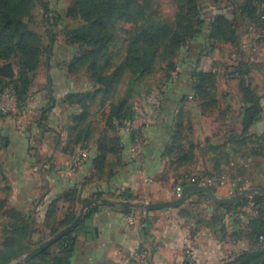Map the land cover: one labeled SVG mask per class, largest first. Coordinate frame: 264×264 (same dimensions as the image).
Segmentation results:
<instances>
[{
    "label": "crops",
    "instance_id": "obj_1",
    "mask_svg": "<svg viewBox=\"0 0 264 264\" xmlns=\"http://www.w3.org/2000/svg\"><path fill=\"white\" fill-rule=\"evenodd\" d=\"M220 1L196 40L182 47L175 73L161 86V105L146 107L149 121L139 154L130 153L125 128H107L110 107L107 102L100 104L97 96L93 101L97 108L88 102L86 109L88 158L80 168H72L67 150L72 146L73 117L79 110L68 102V90L55 94L49 76L47 88L35 83L30 88L25 130L17 131L9 119H0V170L12 180L0 203L3 211L17 210L28 218V240L43 238L42 234L58 228L66 218L76 217L84 203L96 200L99 203L86 211L73 233L75 247L69 264H133L132 255L140 247L147 251L150 264H234L242 252L251 249L252 244L239 233V226L244 228L249 222L234 216L242 211L240 207L218 206L204 194L188 195L178 208L145 214L102 203L170 201L191 177L209 179V189L222 198L229 196L226 188L217 185L221 175L242 177L253 188L263 189L264 42H255L249 26L237 20L236 42L210 41L213 47L204 51L215 16L236 21L231 6ZM235 2L241 6L245 0ZM242 33L249 40H243ZM250 46L258 47V66L251 70L247 86L259 101L260 113L244 129L247 105L240 84L224 70L247 63ZM195 70L208 73V85L199 84ZM143 219L149 225L145 232L140 227ZM50 253L57 255L58 250Z\"/></svg>",
    "mask_w": 264,
    "mask_h": 264
},
{
    "label": "rangeland",
    "instance_id": "obj_2",
    "mask_svg": "<svg viewBox=\"0 0 264 264\" xmlns=\"http://www.w3.org/2000/svg\"><path fill=\"white\" fill-rule=\"evenodd\" d=\"M24 1L25 6H20L23 12L22 22L33 36L32 39L24 40L30 42L32 48L37 49L39 56V63L29 76V92L34 83L47 88L46 76H49L56 95H63L67 90L71 93L69 95H86V90L92 93L100 89L103 92L107 90V103L116 102L122 98L128 104L141 102L148 94L161 91V86L175 73L177 68L175 62L182 49L181 47L176 51L178 46L172 44L173 38L180 40L184 28L196 23L193 17L196 11L200 12L204 21L208 19L212 9L216 8L214 0ZM98 2L110 6L108 8L115 5L117 10L114 13H108L102 8L97 11L95 7ZM100 22L101 27H95ZM87 28L90 29V34L86 33ZM158 29H161L163 34L159 35L157 44L153 48L140 41L136 46L138 49H133L132 54L128 51L136 38L139 36L142 38L150 31ZM241 35L243 40H249L247 34ZM196 38L191 42H194ZM99 46L102 48L96 56L87 55ZM2 53L0 48V54ZM135 56L138 57L139 64H127L128 58L134 60ZM81 58L82 60H79ZM4 63L12 65L15 72L13 80H15L20 67L18 58H10L6 61L0 58V64ZM145 66L152 68L148 74L143 71ZM224 73H226L225 70ZM113 79L115 80L111 83ZM45 104L49 107V100H46ZM83 105L86 109V99L73 104L72 108L81 112L84 111L80 109ZM90 105L92 109L97 108L96 102L95 104L91 102ZM81 125H86V118ZM78 130H81V127ZM79 148L82 147L78 146L76 150ZM10 181L12 182L0 170V202L6 195V187ZM262 186L264 189V184ZM250 208L251 213L247 211ZM240 209L242 211L237 214L235 212L234 216L236 215L240 222L242 220L240 218H244L245 221L247 219L249 222L248 216L254 219L259 214L264 215V198L258 202L257 200L249 201L244 206H240ZM8 221L7 215L0 213V254L4 251L8 255L11 259L9 264H15L43 241L65 228L50 230L51 232L42 234L43 238L37 237L36 241H9L7 238L11 235L6 232L5 227ZM239 228V233L254 244V240H250L251 235L256 234L253 227L247 225L244 228L239 226ZM52 231L56 233L52 234ZM46 236L47 239H45ZM260 241L258 239V244ZM59 246L56 243L49 248L57 250ZM262 263L263 260L251 262V264ZM33 264L40 263L36 261Z\"/></svg>",
    "mask_w": 264,
    "mask_h": 264
},
{
    "label": "trees",
    "instance_id": "obj_3",
    "mask_svg": "<svg viewBox=\"0 0 264 264\" xmlns=\"http://www.w3.org/2000/svg\"><path fill=\"white\" fill-rule=\"evenodd\" d=\"M220 2V0H214L215 5H217V3L219 4ZM226 2L229 4V6H231L234 15H236V21L231 23L226 15L222 14L214 17L208 28L209 34L207 36V40L209 41V46L204 47L203 49L207 53L213 47L210 41H224L228 43H234L237 41V33L235 29L237 20H242L248 26H254L257 31L264 33V0H245V3H243V5L241 6L238 5L235 0H226ZM0 3V48L3 51V53L0 54V58L5 61L10 60V58H18V65L20 66L17 78L15 80L0 78V92L4 87L12 85L15 91L18 105L24 108L26 107V101L29 93V76L36 65L39 63V56L37 49L32 48L30 42L24 40L25 38H33L32 33L27 31L26 25L22 22L23 12L20 10V6H25L24 4L26 2L24 0H0ZM108 7L110 6H105L103 3L98 2V5L95 8L97 11L102 8L108 13H114L117 10L115 8V5L111 8ZM193 17H195L196 23L192 26H186L184 28L181 39L179 40L177 38H173L172 44L178 46L176 51H178L181 47L189 45L192 39L200 35L201 29L204 27V21L201 18L200 12L196 11ZM95 27H101V22L98 24V26ZM90 29L87 28V34H90ZM160 30L161 29L150 31L146 36L142 37L143 39L139 36V38L135 39L134 44H132L130 48H128V51L132 54L133 49H138L136 46L140 41L150 48H153L157 44V38H159V35L161 33L163 34V32ZM261 41L264 42V40ZM101 48L102 46H99L96 50L88 52L87 55L94 57L100 52ZM18 53H20L21 55ZM135 57L136 58H134V60H130L128 58L127 64L138 65V57ZM79 60H82V58ZM129 61H131V63H129ZM150 61L152 62L153 60ZM257 66V63H243L238 64L236 67H234L235 74H237V76L233 77V79L239 82L241 92L243 94L244 104L247 105V108L244 111L243 118L244 129H247L250 125H252L257 120L260 113L259 101L247 86L248 76L251 73L253 67ZM144 68L145 70L143 71L145 72V74H148L152 69L150 66H145ZM227 69L228 67L225 68V72L227 71ZM207 74L208 73H204L202 71H194V76L198 79L199 84L201 85L203 83H206L207 85L209 84V82H206ZM114 80L115 79L111 80V83ZM110 86L108 87V90L110 89ZM198 88H200L199 85ZM203 93L205 96H210L211 94L209 91H204ZM107 94V90L103 92L99 89L92 93H86V95H69L67 97V100L71 105H73L79 103V101L81 102V99H86V109H88V102H93L97 96H99L100 98V104L104 105L107 102ZM107 105L110 107V113L108 114L106 122L108 129L116 131L118 129L124 128L125 124L132 119V104H128L126 100L121 98L116 102H109L107 103ZM80 109H84V111L79 112L73 117L74 127L70 129V133L72 135V146H70V149L67 150L70 156L75 152L78 146L82 148H90V142L88 140L89 130L87 129L86 125H81L83 119L86 118L87 114V112H85V105H83ZM80 127L81 130H78L80 129ZM118 139L119 138H117V140ZM259 199L261 201L263 200V198L260 196H254L249 200H257L258 202L260 201ZM249 200L243 199L235 203L234 205L232 204L227 206L240 207L247 204ZM1 205L2 203H0V213L7 215V217L9 218V221L5 223V227L7 229L6 232L11 236L7 238V240L28 241L31 232L30 222L28 218L17 210L3 211ZM74 219L75 216L66 218L58 226V228L67 227ZM248 225L251 228L253 227L256 232L254 236L251 235L250 237L251 241L254 240V244H252V247L249 251L242 252L237 257L234 264H251L253 260H263L262 264H264V215L259 214L257 218L251 219ZM148 228L149 225L147 222V227L143 229L144 232L148 230ZM75 230L56 242L60 245L59 249H57V255H51L50 248H48L40 255H38L35 259L26 264H33L35 263V260H37L40 264H69V259L72 256L75 247L73 237V233L75 232ZM54 233H56V231H52V234ZM260 238L261 241L260 244H258L257 241L258 239L260 240ZM0 259H2L0 264H9V262L11 261V259L8 257V255L5 254L4 251L0 254Z\"/></svg>",
    "mask_w": 264,
    "mask_h": 264
},
{
    "label": "built area",
    "instance_id": "obj_4",
    "mask_svg": "<svg viewBox=\"0 0 264 264\" xmlns=\"http://www.w3.org/2000/svg\"><path fill=\"white\" fill-rule=\"evenodd\" d=\"M249 30L255 42L264 40V33L257 31L254 26H249ZM247 51V63H257L258 47L250 46ZM226 76L228 78L236 77L237 74H235V69L233 67H228ZM162 100V92L158 91L148 94L141 102H135L132 104V119L124 126L129 134V150L131 154L137 155L143 149L144 141L146 138V128L149 121L146 107H159ZM28 115L29 111L27 110V107L23 108L18 105L13 86L8 85L4 87L0 92V119H9L13 124V128L15 130L23 131L25 130L29 122ZM89 151L90 148L77 149L70 157V164L72 168L78 169L82 165H84L88 158ZM216 182L220 188L227 189L229 197L239 194L246 189L252 188L251 183L247 179L237 176L229 177L227 175H221ZM190 185L205 186L209 188L211 186V182L205 177H191L189 178L187 185L178 187L175 190L174 199L180 196L184 187ZM140 227L142 229L147 227V222L145 219L142 220ZM132 262L133 264H150L147 251L143 247L138 248L137 251H135L132 255Z\"/></svg>",
    "mask_w": 264,
    "mask_h": 264
},
{
    "label": "water",
    "instance_id": "obj_5",
    "mask_svg": "<svg viewBox=\"0 0 264 264\" xmlns=\"http://www.w3.org/2000/svg\"><path fill=\"white\" fill-rule=\"evenodd\" d=\"M0 76H2L5 79L13 80L15 78V72L12 68V65L10 63L4 64L0 68ZM41 119V118H40ZM41 120H39L40 123ZM204 194L206 195L214 204L218 206H227L235 204L245 198L253 197V196H260L264 198V189L261 188H249L246 189L239 194H236L234 196L230 197H219L217 196L211 189L205 186H198V185H190L183 188L180 196L176 199L170 200V201H164V202H156V203H147V204H134L131 202H106L102 201L103 204L109 205L111 207H115L116 205L124 207V208H136L139 209L145 213H151L155 211H160L164 209H175L180 207L186 200L187 196L190 194ZM99 202L96 200H90L86 203H84L81 208L78 211L77 216L75 219L69 224L67 227L63 228L59 232H57L54 236L47 239L46 241H43L41 244H39L36 248H34L32 251H30L28 254H26L22 259L17 261L15 264H26L33 259H35L38 255H40L42 252H44L46 249H48L50 246L55 244L57 241L62 239L63 237L69 235L72 233L83 221L85 217L86 211L91 208L92 206L97 205Z\"/></svg>",
    "mask_w": 264,
    "mask_h": 264
}]
</instances>
